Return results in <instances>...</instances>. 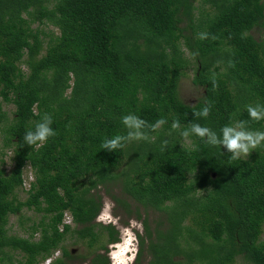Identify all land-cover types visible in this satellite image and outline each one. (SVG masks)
I'll use <instances>...</instances> for the list:
<instances>
[{"label":"trees","instance_id":"obj_1","mask_svg":"<svg viewBox=\"0 0 264 264\" xmlns=\"http://www.w3.org/2000/svg\"><path fill=\"white\" fill-rule=\"evenodd\" d=\"M192 1L0 0V121L11 151V166L0 168V261L10 263L8 251H16L18 264H38L59 248L52 264H73L62 245L69 232L92 247L86 264H109L106 244L118 233L99 224L102 239L94 229L101 206L96 188L119 181L136 203L160 213L152 226L141 219L136 261L145 253V264H232L238 256L264 264V145L232 161L196 137L199 150L189 151L171 131L178 119L182 128L195 122L219 133L248 119L246 105H264V40L249 32L262 24L264 0H202L209 6L203 24L182 35L178 12L189 16ZM34 23L52 24L58 33L43 44ZM200 32L216 39L202 41ZM181 46L196 62L192 83L203 88L190 104L177 91L187 63ZM206 101L211 114L197 120L193 112ZM1 102L13 104L9 118ZM45 113L57 135L36 150L23 137ZM129 113L168 123L157 132L145 129L154 140L106 152L101 143L126 135L121 117ZM249 126L264 130V120ZM165 139L169 149L161 152ZM25 165L32 178L20 199ZM23 207L40 218L30 221L26 236L9 233L8 215ZM63 212L72 224L62 222Z\"/></svg>","mask_w":264,"mask_h":264},{"label":"clouds","instance_id":"obj_2","mask_svg":"<svg viewBox=\"0 0 264 264\" xmlns=\"http://www.w3.org/2000/svg\"><path fill=\"white\" fill-rule=\"evenodd\" d=\"M200 40L212 39L216 36L210 35L208 32H200L197 34ZM193 56L196 54L193 53ZM219 63V62H218ZM233 61H228V67H234ZM212 88H218L217 76L213 72L211 77ZM212 104L205 102L204 106L193 112V116L197 119H207L211 114ZM248 119L236 120L230 124L224 125L219 133L208 126L200 123H191L188 127L182 128L178 119L171 122V131L179 133L185 144L188 145L189 151H198L199 147L193 142L192 137H196L204 144L220 149L221 154L226 150L230 154L229 158L232 161L248 159L249 156L259 147L264 145V130H253L249 126V121L260 122L264 120V105L249 104L245 106ZM53 118L50 114L45 113L40 120L35 123L34 128L25 132L23 140L24 144L29 147H34L36 150L43 148L50 138L57 135L52 127ZM121 123L127 129L126 135H115L110 138H105L100 147L108 153H113L123 149L127 144L139 141H151L155 137H149L148 129L151 132H157L162 129L168 121L165 118H159L154 123L149 124L146 120L140 118L134 113H129L121 117ZM169 149L167 139L161 142L160 150L164 152ZM195 174V172H194ZM192 175V177L194 176ZM35 176H33V180ZM114 202L105 198L100 212L95 217L97 224L104 226L119 225L120 217L113 215ZM137 232L143 233V224L135 219L129 220L128 226L120 227V239L117 242L108 245L107 256L110 264H136V259L139 256V239ZM60 256V252L56 253ZM45 264H52L51 259H47Z\"/></svg>","mask_w":264,"mask_h":264},{"label":"rangeland","instance_id":"obj_3","mask_svg":"<svg viewBox=\"0 0 264 264\" xmlns=\"http://www.w3.org/2000/svg\"><path fill=\"white\" fill-rule=\"evenodd\" d=\"M209 11L208 3L203 2L202 0H193L192 1V9L191 14L187 16L182 12H178L179 21L177 26L180 28V32L182 35H192L197 30V25H202V20L205 18L206 13ZM43 31L42 39L43 44L48 38L50 33L57 34V28L49 23H41V24H32V26H36ZM251 34L254 37L261 38L264 40V26L262 27H254L250 30ZM180 45H182V38H180ZM183 50L184 56L187 58V63L182 69V73L179 76L177 82V91L180 99L185 103H193L195 102L202 94L203 88L201 85L192 83L191 79L194 73V69L196 68V62L193 57H190L188 54L187 49L181 46ZM20 67L25 69L23 63H20ZM71 83V79L69 80ZM69 91V88L66 89V92ZM1 107L3 110L6 111L7 118L11 116V112L13 109V104L11 102H1ZM4 121H0V168L8 169L11 166V151L10 148L5 146L3 141V133L1 130L2 124ZM32 178L31 170L28 166H24L22 169V185L16 191V195L18 198L22 199L25 196V190L29 186V181ZM96 193L100 195L101 206L98 211L100 212L103 202L105 198L114 202L115 207L113 209V215L120 217L119 225L114 226L117 229L118 233V240L120 239V227L121 226H128L129 220L135 219L141 222L143 217L146 218L147 223L149 226L153 225V221L158 217L159 212L156 210L146 208L144 209L141 205L136 203L133 199H131L128 195H126L120 186L119 181H114L109 183L105 186H99L96 188ZM125 203V204H123ZM97 213V214H98ZM65 220H68L70 216L67 212H65ZM97 216V215H96ZM95 216V217H96ZM40 218V213L36 212L30 208H21L20 212L17 213H10L7 217L6 228L9 233H15L19 235L26 236L28 234V228L30 221H37ZM95 221V218L93 219ZM96 222V221H95ZM72 224V223H71ZM94 229H101L99 224L94 226ZM103 234L102 239L105 237V229H101ZM139 233V232H138ZM37 232L33 233V236H37ZM259 239L264 242V222L262 224V230L259 236ZM117 240V241H118ZM115 241V242H117ZM114 243V242H113ZM111 243H107V252H108V245ZM62 245L70 250L71 258L69 261L73 264H86L88 258L91 254L92 247L86 245L85 240H80L75 237V235L70 234L67 232L65 234L64 239L62 240ZM59 252V248H56ZM102 251L101 249H98ZM11 255V262L8 263L7 259L4 258L0 261V264H18V260L21 259V256L16 251H8ZM54 252V251H52ZM56 253H52L50 255L52 257L56 256ZM147 260V256L145 253H142L140 258L136 261V264H145ZM110 263V262H109ZM38 264H45V258L41 260ZM232 264H250L249 262L245 261L241 257H236Z\"/></svg>","mask_w":264,"mask_h":264},{"label":"built area","instance_id":"obj_4","mask_svg":"<svg viewBox=\"0 0 264 264\" xmlns=\"http://www.w3.org/2000/svg\"><path fill=\"white\" fill-rule=\"evenodd\" d=\"M65 215H66L65 212H63L62 222H64V223H68V224H71V220H70V218H68V220H65V219H64ZM56 251H57V250H54V252H52V253H56ZM52 253H51V255H52ZM49 258H50V255L47 256V257L45 258V261H46L47 259H49Z\"/></svg>","mask_w":264,"mask_h":264},{"label":"flooded vegetation","instance_id":"obj_5","mask_svg":"<svg viewBox=\"0 0 264 264\" xmlns=\"http://www.w3.org/2000/svg\"><path fill=\"white\" fill-rule=\"evenodd\" d=\"M262 26H264V17H263V21H262V24L261 25H257V26H254V27H262ZM250 32V31H249ZM251 33V32H250ZM255 38H257V37H255ZM110 264V263H109Z\"/></svg>","mask_w":264,"mask_h":264}]
</instances>
